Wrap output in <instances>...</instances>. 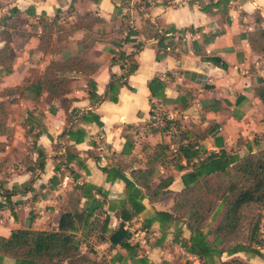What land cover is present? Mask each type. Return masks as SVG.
<instances>
[{
  "label": "crops",
  "instance_id": "0c3cea01",
  "mask_svg": "<svg viewBox=\"0 0 264 264\" xmlns=\"http://www.w3.org/2000/svg\"><path fill=\"white\" fill-rule=\"evenodd\" d=\"M254 11L259 12L264 28V0H231L224 14L209 6L208 0H0V49L8 39L6 51L0 53V59H5L0 62V91L22 88L10 105L18 121H9L0 135L4 136L0 139V236L7 237L18 228L56 229L66 194L75 184H87L97 189L90 192L99 204L93 212L96 228L106 221L103 241L81 238L77 223L79 252L91 262L139 264L142 258L144 264H181L186 258L196 264L172 243L177 228L182 237L188 236L184 218L147 226L153 213L171 214L174 195L182 189L180 176L186 171L173 167L170 153L177 147L171 142L173 129H151L161 125L162 117L178 121L185 130L189 124L200 130L211 125L212 132L193 146L207 153L224 149L244 155L247 149L254 153L264 148L263 141L253 143L263 129V107L254 89L257 79L264 80V55L253 52L246 40L257 27ZM93 19L99 22L86 28ZM43 26L51 40L45 52L38 49L37 40ZM131 30L138 34L124 41ZM149 30L165 37L164 48L156 38L144 39ZM138 43L142 46L137 51ZM118 52L135 53L136 69L123 79L125 85L105 94L110 77L115 81L123 71L120 61L111 63ZM76 55L97 70L89 77L66 75L64 98L71 101L66 113L60 98L42 92L35 98L27 87L33 76L41 75L49 62ZM88 78L102 101H89ZM154 78L164 84L162 100L151 98L147 89ZM65 145L77 152L79 163L54 171ZM157 145L165 149L159 156ZM178 165L185 163L180 160ZM101 169L111 172L107 176ZM133 170L147 174L141 179L145 186L135 182L134 200L140 210L131 215L125 185L113 175L120 173L133 181ZM168 178L171 182L161 189L164 193L149 198L159 190L157 184ZM3 193L9 194L8 201ZM90 203L81 198L77 211L84 213ZM129 214L128 219L121 217ZM119 223L131 235V243L138 245L133 252L118 245L109 248L107 237ZM260 253V258L243 252L222 254L219 260L239 258L247 264H264V249Z\"/></svg>",
  "mask_w": 264,
  "mask_h": 264
},
{
  "label": "trees",
  "instance_id": "16d2710c",
  "mask_svg": "<svg viewBox=\"0 0 264 264\" xmlns=\"http://www.w3.org/2000/svg\"><path fill=\"white\" fill-rule=\"evenodd\" d=\"M229 1L231 0H216L215 2L208 0V4L224 14L225 6ZM252 18L257 27L253 35L246 40L253 52L264 55V28L260 26L262 18L258 11L253 12ZM95 22H99V20H90L88 26L85 27L89 28ZM77 26L78 24L73 25L70 30H74ZM43 30L44 32L37 37V40L38 49L45 52L51 40L44 26ZM136 34L138 32L135 30L129 31L124 41L128 40V36ZM143 36L144 39L156 38L158 46L161 48L165 47L163 44L165 37L157 32L149 30ZM7 42L8 39L5 38L0 53L6 51ZM141 46L142 44H137V51ZM134 54L118 52L115 54L116 59L111 58V63L115 62V60L121 62L123 71L121 76L115 81H113L112 76L110 77L105 94L107 92L114 93L120 85H125L123 79L136 69ZM4 60L0 59V62H4ZM96 70V65L86 62L81 56H70L65 60L49 62L44 67L41 75L33 76L30 85L27 87L35 98L41 92L46 93L55 100L60 98V107L66 113L71 102L64 98L68 93L66 75L76 73L89 77ZM114 82H117V84L114 85ZM257 84L254 93L263 107L261 119L263 129L259 136L254 137L253 143L256 141L264 142V80L257 79ZM87 86L89 88V101L98 103L103 100V97L95 95L94 83L89 78L87 79ZM163 88L164 84L158 78H154L147 83L151 98L162 100ZM21 90V87H13L1 91L5 93L3 95L0 94V135L5 132L10 105L16 102L14 96L20 94ZM108 98L110 99V96ZM7 99L8 101H6ZM150 107L152 108V104ZM85 114L91 116L90 112ZM159 124L161 125L152 127L151 131L162 132L173 129L171 142L177 145L176 149L170 153L173 167L177 171H182L183 169L186 171L180 176L182 189L174 195L171 214L155 212L152 218L147 221V226H150L154 221L162 223L172 221V219L178 221V219L184 218L188 236L187 238L182 237L181 229L177 228L173 233L172 243L177 244L185 254L193 257L196 260V264H215V259H219L222 254L229 257L238 252L259 258L262 257L260 250L264 249V240L259 239L256 233L258 220L249 229L244 243L235 242V240L239 235L242 210L245 207L256 206L264 213V148L254 153L247 149L244 155H239L237 150L225 151L224 149H219L215 153H207L203 149H198V147L193 149V146L194 141L202 139L212 132L214 127L211 125H207L203 130H200L193 124H189V130H185L182 129L178 121L167 120L164 117L160 119ZM62 134L60 133L59 137ZM66 134L69 138H72L69 132ZM79 135H81L82 139L83 133L79 131ZM76 139L75 137L74 140L76 141ZM238 143L239 141H237ZM154 148L156 156L161 155L162 151L165 150L163 145H157ZM64 150L63 155L57 157L58 163L54 166V171L59 170L61 165L66 167L69 163H79L77 152L71 146L65 145ZM37 157H40V153H38ZM180 160L184 161V166L178 165ZM41 166L39 164L37 168L41 169ZM101 171L106 173L107 176L111 172L106 169H101ZM30 173H33V169L30 170ZM145 174H147L146 171H130L133 181L127 180L120 173L113 175V178L120 179L125 185V200L132 209L131 215L140 210L134 200V186L136 183L144 185L141 179H143ZM170 182L171 179L168 178L158 183L156 188L159 190L155 191V193L153 192L149 198L156 199L163 194V190L166 189ZM92 189L95 188L87 184H75L73 186L71 191L66 194L65 208L60 212L56 229L33 230L30 228H18L11 230L7 237L0 236V264H94L84 254L79 252L81 242L79 237L75 235L79 230L77 223H80L81 238L94 236L97 241L104 240L106 221L102 222V227L96 228V218L93 217V212L99 207V204L90 195ZM10 192L12 193L13 191L11 190ZM3 194L4 200L8 201L9 194ZM81 198H87L91 201L90 206L84 213L77 211L78 202ZM121 212L125 213V211ZM131 215H121V217L128 219ZM130 238L131 235L123 230L122 223H119L117 228L107 237L109 248L118 245L119 248L127 253L133 252L138 245L137 243H131ZM138 262H140L139 264H144L145 260L140 258ZM161 264L170 263L162 262ZM171 264L179 263L174 262ZM181 264H192V261L184 258V262ZM219 264L247 263L239 258H230L225 261H219Z\"/></svg>",
  "mask_w": 264,
  "mask_h": 264
},
{
  "label": "rangeland",
  "instance_id": "374dc122",
  "mask_svg": "<svg viewBox=\"0 0 264 264\" xmlns=\"http://www.w3.org/2000/svg\"><path fill=\"white\" fill-rule=\"evenodd\" d=\"M5 92H1L0 94L3 95ZM8 101V99L6 100ZM14 111L9 110V114L7 116L6 119V124L9 121H18V119L14 118L13 116ZM0 139L3 140L4 136H0ZM240 148H242L241 142L238 143L236 145V149L240 150ZM256 220H258L257 223V235L259 237V239L264 240V213L262 210H260L259 208H257L256 206H249V207H245L242 210V219H241V223H240V230H239V235L237 236V239L235 240V242H241L244 243L246 241V237L248 235V231L249 229L253 226V224H255ZM253 247H255L254 245H252ZM219 259H216L214 262L215 264H219ZM262 261H264V259L262 258Z\"/></svg>",
  "mask_w": 264,
  "mask_h": 264
},
{
  "label": "built area",
  "instance_id": "2783aa9c",
  "mask_svg": "<svg viewBox=\"0 0 264 264\" xmlns=\"http://www.w3.org/2000/svg\"><path fill=\"white\" fill-rule=\"evenodd\" d=\"M166 50H168V49L166 48Z\"/></svg>",
  "mask_w": 264,
  "mask_h": 264
}]
</instances>
